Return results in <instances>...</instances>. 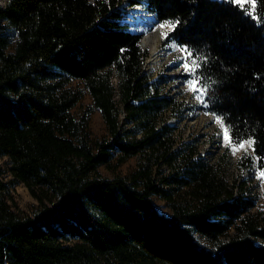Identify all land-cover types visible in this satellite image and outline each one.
<instances>
[{
  "label": "trees",
  "instance_id": "obj_1",
  "mask_svg": "<svg viewBox=\"0 0 264 264\" xmlns=\"http://www.w3.org/2000/svg\"><path fill=\"white\" fill-rule=\"evenodd\" d=\"M253 1L255 15L235 0H0V157L38 201L14 211L0 178V264H264V206L177 143L166 119L177 103L143 70V33L122 21L144 3L172 22L169 38L199 58L209 110L264 162V0ZM75 79L105 122L96 141L91 108L73 114ZM131 157L128 175L100 174Z\"/></svg>",
  "mask_w": 264,
  "mask_h": 264
},
{
  "label": "rangeland",
  "instance_id": "obj_2",
  "mask_svg": "<svg viewBox=\"0 0 264 264\" xmlns=\"http://www.w3.org/2000/svg\"><path fill=\"white\" fill-rule=\"evenodd\" d=\"M235 2L246 8L250 14H256V3L253 0ZM141 13L154 22L147 20L136 25L134 21ZM122 21L128 23L131 32H143L140 47L147 52L143 70L150 75L151 82H158L163 94L171 96L177 103V110L166 115L168 124L176 129L177 143H190L197 147L207 160L222 163V171L229 180L245 181L256 198L253 211H260L264 206V179L261 178L264 162H260L255 155L251 139L233 141L224 117L209 110L206 100L207 87L198 78L199 58L193 55L188 47L169 38L173 23H160L156 16L148 13L144 3L132 7L129 15L123 17ZM7 30L15 42L16 32L10 26H7ZM146 36L157 39L159 56L154 63L150 62V46H142V40ZM113 82H116L115 77ZM72 85L84 91V96L73 109V114L79 118L91 108L88 117L90 137L94 141L103 138L107 133L106 125L100 111L93 107L91 95L79 80H73ZM137 162V157H131L114 169L101 166L99 172L106 177L116 174L128 175L136 168ZM10 166L9 158L0 157V178L7 183L6 198L14 211L21 215H32L38 201L22 182L14 179ZM153 200L161 213L169 216L172 214L167 201L158 196H154Z\"/></svg>",
  "mask_w": 264,
  "mask_h": 264
},
{
  "label": "bare ground",
  "instance_id": "obj_3",
  "mask_svg": "<svg viewBox=\"0 0 264 264\" xmlns=\"http://www.w3.org/2000/svg\"><path fill=\"white\" fill-rule=\"evenodd\" d=\"M138 10H140V9H137V11ZM152 15H154V14H152ZM147 20H151L152 22H154L153 19L146 17L144 14L141 13L140 16L136 18L134 23H136V25H140L141 23H144ZM142 46H144V47L150 46L151 53H152V57L150 58V62L154 63L157 56H159V48H158L157 39L153 38L151 36H146L142 40Z\"/></svg>",
  "mask_w": 264,
  "mask_h": 264
},
{
  "label": "snow or ice",
  "instance_id": "obj_4",
  "mask_svg": "<svg viewBox=\"0 0 264 264\" xmlns=\"http://www.w3.org/2000/svg\"><path fill=\"white\" fill-rule=\"evenodd\" d=\"M243 147V145H241ZM261 178L264 179V172L261 173Z\"/></svg>",
  "mask_w": 264,
  "mask_h": 264
}]
</instances>
